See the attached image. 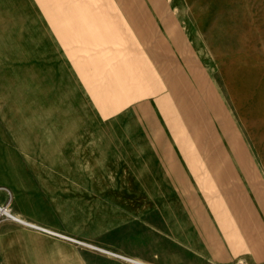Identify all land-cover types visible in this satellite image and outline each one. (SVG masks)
I'll return each instance as SVG.
<instances>
[{
  "label": "rangeland",
  "instance_id": "rangeland-1",
  "mask_svg": "<svg viewBox=\"0 0 264 264\" xmlns=\"http://www.w3.org/2000/svg\"><path fill=\"white\" fill-rule=\"evenodd\" d=\"M103 127L169 145L157 155L187 165L197 216L264 206V0H0V207L77 238L63 232V133L112 142ZM77 250L126 263L0 211V264H82ZM230 250L223 264H251Z\"/></svg>",
  "mask_w": 264,
  "mask_h": 264
},
{
  "label": "crops",
  "instance_id": "crops-1",
  "mask_svg": "<svg viewBox=\"0 0 264 264\" xmlns=\"http://www.w3.org/2000/svg\"><path fill=\"white\" fill-rule=\"evenodd\" d=\"M103 128L112 142L99 143L101 134L94 128L71 138L63 133V200L76 208L63 220V232L149 264H223L229 249L237 247L250 249L245 254L251 264H264L259 197L253 207L239 203L227 214L205 208L197 216L195 206L188 208L181 198L187 165L157 155L168 152L169 145L156 149L123 128ZM218 163L224 167L226 161ZM206 165L212 169L211 162ZM217 174L215 180L221 177ZM187 182L192 185L187 196L195 201L194 181ZM215 248L221 259L203 257L208 249L215 254ZM80 259L82 264H126L77 250V263Z\"/></svg>",
  "mask_w": 264,
  "mask_h": 264
},
{
  "label": "built area",
  "instance_id": "built-area-1",
  "mask_svg": "<svg viewBox=\"0 0 264 264\" xmlns=\"http://www.w3.org/2000/svg\"><path fill=\"white\" fill-rule=\"evenodd\" d=\"M10 219H12L16 223H19L22 226H24V227H26L28 229H31L33 231H37L39 233H42V234H45V235H48V236H51V237H54V238L64 240V241H66L68 243H71V244H74V245H77V246H80V247H83V248L90 249V250H92L94 252H100V253L105 254V255H107L109 257H112V258H115V259H118V260H122V261H124V262H126L128 264H149V263H145V262H143L141 260H138V259H135V258H132V257H129V256H125V255L119 254L117 252H114V251H111V250H108V249L93 245V244L88 243L86 241H83V240L68 236L66 234L60 233V232L55 231L53 229H50V228L44 227L42 225H39L37 223H33V222H30V221H25V220L15 216V215H12Z\"/></svg>",
  "mask_w": 264,
  "mask_h": 264
},
{
  "label": "bare ground",
  "instance_id": "bare-ground-1",
  "mask_svg": "<svg viewBox=\"0 0 264 264\" xmlns=\"http://www.w3.org/2000/svg\"><path fill=\"white\" fill-rule=\"evenodd\" d=\"M83 79V78H82ZM110 80V79H109ZM167 89V88H166ZM226 116H228V115H226ZM228 124H229V122H228ZM215 125H216V123H215ZM227 125V124H226ZM231 126H232V124H231ZM218 127V126H217ZM222 127V126H221ZM221 130H223V129H221ZM228 130H230V129H228ZM229 132H231V131H229ZM218 133H220L219 131H218ZM223 133L225 134V131H223ZM227 133V132H226ZM228 141H229V139H228ZM240 142V141H239ZM227 144V143H226ZM235 146V145H234ZM227 147H229V146H227ZM236 147V146H235ZM233 148V147H232ZM237 148V147H236ZM232 152H233V149H232ZM239 152H241V151H239ZM238 156V155H237ZM0 211L2 212V214L3 215H5V216H7V217H9V218H11V216L13 215L11 212H10V210L8 209V208H2V207H0Z\"/></svg>",
  "mask_w": 264,
  "mask_h": 264
}]
</instances>
